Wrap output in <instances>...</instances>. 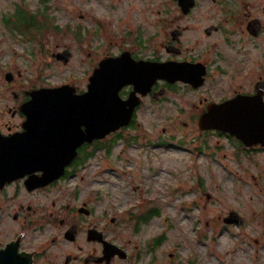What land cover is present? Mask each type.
I'll list each match as a JSON object with an SVG mask.
<instances>
[{"label": "flooded vegetation", "instance_id": "flooded-vegetation-1", "mask_svg": "<svg viewBox=\"0 0 264 264\" xmlns=\"http://www.w3.org/2000/svg\"><path fill=\"white\" fill-rule=\"evenodd\" d=\"M112 1H117L121 7L125 1L131 0ZM143 1V7L136 11L130 6L121 8L123 16L118 22L137 27L136 33L120 37L114 43L116 51L96 58L88 75H93L101 61L128 55L135 65L154 66L157 77L145 95L136 92L131 84L124 86L119 92L120 99L137 103L129 125L101 140L77 146L71 162L47 184L35 186L44 170L32 167L30 171V123L27 126L28 118L21 111L22 106L30 101L29 93L35 89L19 93L13 73L6 74L9 87L13 84L16 90L0 94V142L5 144L8 140H15V153L27 155L28 165L0 167V252L11 246L31 264H145L146 250L141 252L137 244L122 242L119 238L120 219L114 213L113 189L105 180L91 179L92 167L87 165L98 153H109L116 136L118 139L123 137L129 145L134 138L127 132L140 128V123L144 122L140 111L147 102L153 106L169 102L179 106L177 114L169 120L194 134V158L212 149L209 159L218 160L219 153L226 146L238 162L264 153L261 146L247 147L228 134L199 127L203 116L209 115L213 108L232 102L264 104V0ZM146 3H150L149 8ZM146 12L156 33L141 40L142 24H136L135 19L141 17L145 23ZM20 14L27 18L33 15L49 23L43 13L18 10L5 19L6 28L24 33L17 21ZM27 30L30 33L28 24ZM64 52L70 55L67 63L62 61L67 65L72 55L68 50L60 54ZM52 57L57 60L55 55ZM163 71L167 77H161ZM8 75L12 76L11 81L7 80ZM90 77L85 89L72 87L77 95L88 91ZM78 124L68 117L63 119L60 128L68 136L67 143H73L74 132L85 131L86 127ZM26 127L28 137L23 139ZM163 134L169 135L171 141L160 139L155 145L169 149L176 137L166 129ZM211 139L216 140L215 144ZM66 153L68 155L70 151ZM14 171L18 172L13 174ZM104 203L105 206L101 207ZM126 212L128 222L136 219L137 227L158 214L155 208L144 213L128 208ZM146 213L148 217H145ZM161 240L159 238L148 246L149 253L161 246ZM154 263L151 260L150 264Z\"/></svg>", "mask_w": 264, "mask_h": 264}, {"label": "rangeland", "instance_id": "rangeland-1", "mask_svg": "<svg viewBox=\"0 0 264 264\" xmlns=\"http://www.w3.org/2000/svg\"><path fill=\"white\" fill-rule=\"evenodd\" d=\"M143 4V0L125 1L121 7L112 0H0V94L16 90L14 85L19 93L63 85L85 89L91 63L116 51L114 43L120 37L136 33L137 27L118 22L121 8L136 11ZM18 10L43 13L49 23L36 17L33 23L40 30L32 29L34 34L12 31L4 21ZM135 21L142 24L139 39L156 33L148 12L145 23L141 17ZM65 50L72 55L67 65L52 57ZM8 72L15 77L11 87L5 79ZM171 104L147 102L140 111L144 122L127 132L134 138L129 145L116 136L110 152L98 153L87 165L92 167L91 179L107 181L114 191L120 240L146 250L145 264L151 260L154 264H264V153L238 162L226 146L218 160L209 159L212 149L194 158V134L171 123L179 107ZM163 129L176 137L169 149L155 145L160 139L171 141ZM215 141L211 139L212 144ZM128 208L137 213L155 208L158 214L138 228L136 219L128 222ZM230 212L244 218L242 227L225 223ZM159 238L161 246L149 253L148 246Z\"/></svg>", "mask_w": 264, "mask_h": 264}, {"label": "water", "instance_id": "water-1", "mask_svg": "<svg viewBox=\"0 0 264 264\" xmlns=\"http://www.w3.org/2000/svg\"><path fill=\"white\" fill-rule=\"evenodd\" d=\"M68 62V52L56 56ZM161 77H167L165 71ZM157 70L149 64L135 63L128 55L117 60H103L89 79L88 91L77 95L74 88L64 85L58 88H42L29 93L30 101L22 106V113L30 123V171L32 167L44 170L42 178L35 186L47 184L61 173L62 167L69 164L77 146L84 142L101 140L107 135L127 127L136 107L134 100L122 101L120 90L131 84L136 92L143 95L150 89ZM11 81L12 76L8 75ZM68 117L78 125L86 127L83 133L74 132L73 143H67L60 125ZM201 130H216L235 137L247 147L264 148V104L257 102H232L226 106L213 108L209 115L203 116L199 123ZM27 132L22 136L28 137ZM15 140L0 142V167H27V155L15 153ZM75 144V145H74ZM70 154L67 155V151ZM18 171L12 172L16 174ZM228 225L242 226L244 219L236 212L225 218ZM112 255V254H111ZM0 264H31V262L9 246L0 252Z\"/></svg>", "mask_w": 264, "mask_h": 264}, {"label": "trees", "instance_id": "trees-1", "mask_svg": "<svg viewBox=\"0 0 264 264\" xmlns=\"http://www.w3.org/2000/svg\"><path fill=\"white\" fill-rule=\"evenodd\" d=\"M17 21H18V25H19V27L20 26H22V25H26L25 26V28H23V29H21L22 31H28L27 30V24L30 26V33L31 34H34L33 32H32V29H35V26H34V23L36 24V16H33V15H30V18H27V17H25L23 14H20L19 15V18L17 19ZM34 22V23H33ZM44 22H45V20H44ZM35 30H40L39 28H37V29H35ZM37 31V32H38ZM145 220V219H144ZM145 222H147V219L145 220Z\"/></svg>", "mask_w": 264, "mask_h": 264}]
</instances>
